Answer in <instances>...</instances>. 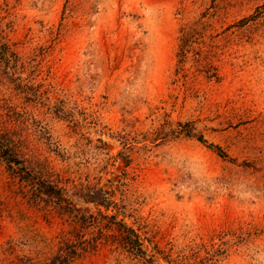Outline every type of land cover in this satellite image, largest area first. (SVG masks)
I'll list each match as a JSON object with an SVG mask.
<instances>
[{
  "label": "rangeland",
  "instance_id": "1",
  "mask_svg": "<svg viewBox=\"0 0 264 264\" xmlns=\"http://www.w3.org/2000/svg\"><path fill=\"white\" fill-rule=\"evenodd\" d=\"M1 44L0 264H264V0H0Z\"/></svg>",
  "mask_w": 264,
  "mask_h": 264
},
{
  "label": "trees",
  "instance_id": "2",
  "mask_svg": "<svg viewBox=\"0 0 264 264\" xmlns=\"http://www.w3.org/2000/svg\"><path fill=\"white\" fill-rule=\"evenodd\" d=\"M0 48H2V49H4L5 47L1 44L0 45ZM2 54H7V52L5 51H3V53ZM105 218L107 219V222H108V225L110 224V222L112 223L113 221L111 220L112 219V217L111 216H109V217H106L105 216ZM111 226H113L112 224H110Z\"/></svg>",
  "mask_w": 264,
  "mask_h": 264
}]
</instances>
